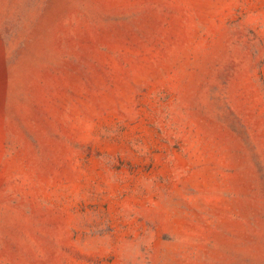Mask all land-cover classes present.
I'll use <instances>...</instances> for the list:
<instances>
[{"label":"rangeland","instance_id":"374dc122","mask_svg":"<svg viewBox=\"0 0 264 264\" xmlns=\"http://www.w3.org/2000/svg\"><path fill=\"white\" fill-rule=\"evenodd\" d=\"M0 264H264V0H0Z\"/></svg>","mask_w":264,"mask_h":264}]
</instances>
